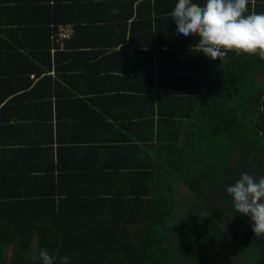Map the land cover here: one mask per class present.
Listing matches in <instances>:
<instances>
[{
	"label": "trees",
	"instance_id": "1",
	"mask_svg": "<svg viewBox=\"0 0 264 264\" xmlns=\"http://www.w3.org/2000/svg\"><path fill=\"white\" fill-rule=\"evenodd\" d=\"M31 1L0 0V32L10 40L0 50V102L30 87V72L40 76L52 59H75L74 49L98 46L86 24L91 13L110 4ZM25 8L53 13V28L39 22L35 26L44 35L27 37L32 22L27 23ZM66 26L73 27L63 44L66 52L53 54ZM147 37L163 42L161 36ZM173 42L180 45L170 58L177 89L157 92L164 99L158 104L166 117L161 126L173 131L169 140L99 146L95 177L57 176L47 173L53 164L43 168L38 162L29 164L27 179L19 166L9 168V176L18 177L0 173V184L14 187L0 191V264H43L41 249L69 257L70 264H264V235L252 232L248 216L235 211L226 191L241 174L264 176V60L232 51L213 61L196 51L195 38L177 35ZM44 79L38 83L48 84ZM183 82L193 97L179 87ZM31 90L29 106L39 112L43 98ZM106 155L108 164L127 156L126 168L110 171ZM105 167L108 172L101 171Z\"/></svg>",
	"mask_w": 264,
	"mask_h": 264
},
{
	"label": "crops",
	"instance_id": "2",
	"mask_svg": "<svg viewBox=\"0 0 264 264\" xmlns=\"http://www.w3.org/2000/svg\"><path fill=\"white\" fill-rule=\"evenodd\" d=\"M168 2H171L169 6L163 4ZM177 2L110 0L108 6L91 13L89 17L92 21L86 24L89 34L100 33V36L93 38L100 41L98 46L74 49L78 54L75 59H52V65H45V71L40 76H36L34 71L30 72V87L28 84L24 89L10 94L9 100L0 102V173L6 175L4 178L18 177V174L9 176V168L14 166H19L24 177L29 178L32 169L29 164L33 162L42 163L43 168L53 164L51 172L47 173L57 176L62 172L79 178L85 173L95 177L100 171L97 164L99 146L113 147V141L169 140L173 131L161 126V121L166 117L163 116L164 108L158 104H162L164 99L157 92L166 95L167 90L177 89L176 81L171 77L174 68L170 58L173 51L180 49V45L173 42L178 34L176 24L169 16ZM193 2L203 5L205 0ZM25 9L27 23L30 21L34 24H29L27 37L44 35L35 26L39 22L53 28L54 23L49 24L53 13L34 8L29 13V9ZM75 9L74 6L69 13H75ZM113 9H119L118 14L113 15ZM248 10L264 12V0H250ZM98 18H106L108 22L98 23ZM68 28L73 33L72 26L61 27V30ZM148 33L161 36L163 42L152 43L151 37H147ZM162 35L166 36V41ZM172 36L175 37L172 39ZM9 42L0 32V50L1 47L10 46ZM149 44H152L151 47H147ZM54 45L53 54L66 52L60 44H57L60 50L55 51ZM3 60L0 58V61ZM24 69L28 70L29 67ZM42 78L48 84H39ZM187 82L193 85L194 81L187 78ZM17 84L16 81L10 87ZM178 85L185 95H195L186 93L184 82ZM31 89L36 96L43 98L41 106H38L39 112L37 108L33 110L29 106ZM33 115L35 118H32ZM159 133L161 138H157ZM36 154L41 158L29 161V156L35 157ZM108 157L106 155L103 162L109 167L113 165L111 169L108 168L110 171H114L118 165L122 170L126 168L127 156L122 155V158L110 164ZM101 171L108 172L107 167ZM64 179H68L67 183L71 181L69 177ZM9 189L14 187L0 184L1 192H8Z\"/></svg>",
	"mask_w": 264,
	"mask_h": 264
},
{
	"label": "clouds",
	"instance_id": "3",
	"mask_svg": "<svg viewBox=\"0 0 264 264\" xmlns=\"http://www.w3.org/2000/svg\"><path fill=\"white\" fill-rule=\"evenodd\" d=\"M249 4L250 0H205L203 5L178 0L169 16L177 34L197 39L196 51L213 61H223L232 51L236 55H259L264 60V12H249ZM118 12L112 10L113 15ZM4 184L11 186L6 181ZM226 191L235 211L250 217L252 232L264 235V176L257 179L241 174ZM39 256L43 264H70L69 257L52 256L46 249H41Z\"/></svg>",
	"mask_w": 264,
	"mask_h": 264
},
{
	"label": "built area",
	"instance_id": "4",
	"mask_svg": "<svg viewBox=\"0 0 264 264\" xmlns=\"http://www.w3.org/2000/svg\"><path fill=\"white\" fill-rule=\"evenodd\" d=\"M72 35L71 30L68 28V30H61L58 35V43L61 47H63V44L66 40L70 39Z\"/></svg>",
	"mask_w": 264,
	"mask_h": 264
},
{
	"label": "rangeland",
	"instance_id": "5",
	"mask_svg": "<svg viewBox=\"0 0 264 264\" xmlns=\"http://www.w3.org/2000/svg\"><path fill=\"white\" fill-rule=\"evenodd\" d=\"M261 80H263L264 81V78H262ZM248 219H249V224H250V226L252 225V222H251V219H250V217H248ZM248 254V253H247Z\"/></svg>",
	"mask_w": 264,
	"mask_h": 264
}]
</instances>
